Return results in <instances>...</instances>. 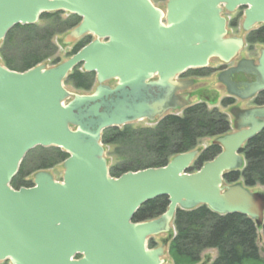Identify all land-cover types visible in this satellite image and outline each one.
I'll return each mask as SVG.
<instances>
[{"label":"water","instance_id":"1","mask_svg":"<svg viewBox=\"0 0 264 264\" xmlns=\"http://www.w3.org/2000/svg\"><path fill=\"white\" fill-rule=\"evenodd\" d=\"M238 8L243 31L264 25V0H166L164 7L154 0H0V43L14 26L58 11L80 18L64 43L93 37L53 66L18 72L0 64V263L163 264L176 210L201 205L263 224L264 193L238 181L224 184V174L244 169L242 148L264 129V104L231 106L234 131L212 139L219 153L195 171H189L199 152L193 149L164 166L113 177L101 142L106 128L155 122L187 107V94L179 93L193 80L177 77L207 68L213 58L231 63L243 49L244 39L228 35L223 15ZM78 65L95 73L91 92L65 86ZM236 73L253 80L235 82ZM217 79L241 100L264 92V48L256 60L241 58ZM37 146L68 154L61 181L40 170L32 186L13 188L24 156ZM159 196L169 202L160 216L133 221L145 202ZM166 233L161 245L148 247L150 238Z\"/></svg>","mask_w":264,"mask_h":264},{"label":"trees","instance_id":"2","mask_svg":"<svg viewBox=\"0 0 264 264\" xmlns=\"http://www.w3.org/2000/svg\"><path fill=\"white\" fill-rule=\"evenodd\" d=\"M61 13L63 12L44 13L37 23L18 24L11 28L0 43L4 66L13 71L23 72L37 64L45 63L48 59H51L52 65L58 64L60 58H53L57 52L53 37L68 32L80 22L76 15L68 14L63 18L60 16ZM230 25H236V20H232ZM90 40L89 35L80 38L68 56ZM246 40L249 43L264 45V25L249 32ZM12 50L16 54L8 56L6 51L9 53ZM80 67L79 65L73 68L65 79V84L71 83L76 89L89 91L95 84V73L82 71ZM205 69L188 71L192 74L206 75L201 73ZM255 102L258 105L264 104V92L255 98ZM221 104L228 106L232 104V99L225 98ZM229 129L230 123L225 113L217 108L209 109L204 102H199L186 107L180 115L164 116L153 126L134 127L126 124L122 127L106 128L102 132L101 142L106 146H114L111 155L116 157H120L121 152L129 147L139 148L144 153L143 161L110 164V175L117 177L126 171L164 166L174 155L195 149L199 139L225 134ZM219 151V146H207L199 152L189 171L197 170L204 162L214 158ZM242 152L246 159L244 169L225 173L224 180L226 183H233L242 179L247 187L264 185V129L244 144ZM33 153L38 155L33 161L35 172L62 163L68 156L57 147L33 148L26 153L17 174L12 179L13 188L33 185L31 181L24 179L27 173V159L31 162ZM168 203L166 196L145 202L133 215V221H145L160 216ZM173 223L176 233L169 242L168 255L174 264H195L199 261L201 253L207 249L216 250V256L210 264H264V254L259 253L256 244L257 230H261L264 239V221L257 227L254 220L242 214L220 215L201 205L192 210H176ZM148 244L149 247L156 245L152 238Z\"/></svg>","mask_w":264,"mask_h":264},{"label":"rangeland","instance_id":"3","mask_svg":"<svg viewBox=\"0 0 264 264\" xmlns=\"http://www.w3.org/2000/svg\"><path fill=\"white\" fill-rule=\"evenodd\" d=\"M155 4L159 7H164V2L163 1H155ZM227 17V21H228V25H227V30H228V35L229 36H240L244 39L245 43H244V47L243 49L240 51V53L238 54V56L236 57V59H234L231 63L225 64L226 66H233L235 65V61L239 60L240 58H251V59H257V57L259 56L260 50L262 48H264V45L259 44V43H249L247 42V36L249 34V32H244L241 29V21H242V17H243V9L242 8H238L235 11H233L232 13L229 14H224ZM60 16H62L63 18H66L67 13L63 12L60 14ZM232 20H236V25L231 26L230 23ZM45 22V21H44ZM43 23V21H42ZM45 24V23H44ZM255 27L253 30L259 28ZM251 30V31H253ZM250 31V32H251ZM66 33H61L58 35H55L53 37V42L54 44L57 46V52L54 54V57H59L60 58V62H62L63 60L67 59L68 54L71 52L74 43H64L63 42V38L65 36ZM6 54L8 56L16 54L15 51H10L8 53V51H6ZM10 54V55H9ZM2 55L0 54V64L4 66L3 62H2ZM47 64V66H53L51 64V59L47 60L45 62ZM56 65V64H54ZM219 65V62L217 59H211V61L209 62V67H207L204 71H202L201 73H204L206 75H208V77L206 75H202L204 77H198V74H192L188 72L186 73L187 76L190 75L191 80H194V82L192 83V85L190 86L192 90L201 88L200 90H203L202 93H195L191 96V98L188 100V105H193L196 104L198 102H204L209 109L212 108H217L219 111L225 113L227 115L228 120H231V115L229 114V108L231 106H238L240 108H247L250 107L252 105H254V98H250V99H245V100H240V99H234V103L229 105V106H223L221 104V100L223 98V96H228L227 92L225 91L224 86L218 81L217 79V74L215 73H211V70L213 69L212 67H217ZM206 76V77H205ZM65 86L69 89L70 92L72 93H86L88 91H82L80 89H76L73 87V85L71 83H66ZM168 114H182V109L179 110H172V111H168ZM132 126L134 127H138V126H153L155 125V123L153 122H149L147 120H140V121H136L134 123H131ZM213 137H204L198 140V144L197 147L195 148L196 150H198L199 152H201V150H203L204 148H206L207 146H209L211 144ZM104 149H105V156L106 159L108 160V165L110 166V164H126L127 162L130 161H135V160H140L143 161L144 160V153L139 149V148H135V147H129L127 149H125L123 152H121V156L120 157H116L115 155H111L114 149V146H106L103 145ZM32 150V149H31ZM38 157L37 153H33L32 154V158L33 160L31 162H29V160L27 159V169H26V175L24 177V179L26 181H33V175L35 173V171L33 170V161L36 160V158ZM31 158V159H32ZM54 177L55 180L57 181H61L62 178V173H63V167H62V163H59L49 169H47ZM240 181H242V179H240ZM239 181V182H240ZM252 192H262L264 193V185H259L256 184L255 186L250 187L249 189ZM168 238V234H163L161 236H155L152 238V240L156 243V246L161 245V243L163 241H165V239ZM171 238H168V241L170 242ZM169 242H167V246H169ZM256 244L259 248V250H261L262 255L264 254V239L262 237V233L260 230H257V240H256ZM216 256V250L214 249H207L204 250L201 253L199 262L201 263H205V264H210L212 262V260L215 258ZM165 262L163 264H174L173 260L170 258V256L167 254H165L164 256ZM7 262V261H6Z\"/></svg>","mask_w":264,"mask_h":264},{"label":"flooded vegetation","instance_id":"4","mask_svg":"<svg viewBox=\"0 0 264 264\" xmlns=\"http://www.w3.org/2000/svg\"><path fill=\"white\" fill-rule=\"evenodd\" d=\"M218 62H219V65L217 66V67H212L213 69L211 70V73L213 72V73H215L216 72V74L218 75V73L221 71V70H223V69H225V68H228V66H226L225 64H223V63H221L219 60H218ZM237 62V60L235 61V63ZM189 71H186V72H184L183 74H181V75H179L178 77H177V80H182V81H188V80H191V78H188V77H190V75H192V73L189 75V76H187L186 75V73H188ZM207 77H208V75H206ZM205 76V77H206ZM198 77H204V76H202V75H198ZM235 82H245V81H252L253 80V76H251V75H246V74H242V73H236V74H234L233 75V78H232ZM194 81V80H193ZM113 84H114V82L113 81H108L107 82V85H109V86H113ZM223 85V84H222ZM191 86V85H190ZM187 87V88H185L183 91H181L179 94L181 95V97L183 96V95H185L186 96V94H187V98H191V96L193 95V94H195V93H197V92H199V93H202V91L203 90H200L201 88H198V89H195V90H192V89H190L191 87ZM224 86V85H223ZM224 88H225V86H224ZM225 91H226V88H225ZM261 94V93H260ZM260 94H258V95H256V96H254L253 98H254V101H255V98L256 97H258ZM225 98H229V99H232V104L234 103V99H238L237 97H232V96H223V98H222V100L223 99H225ZM221 100V101H222ZM181 101V98L180 99H177L176 101H173V103H178V102H180ZM255 105H257V103L256 102H254V105H252V106H255ZM169 111H172V110H169ZM230 127H231V120H230ZM230 131H233V129L232 128H230L229 129V132ZM261 231V230H260ZM262 233V232H261ZM259 253H261V250H259ZM195 264H205V263H201V262H199V261H197Z\"/></svg>","mask_w":264,"mask_h":264}]
</instances>
